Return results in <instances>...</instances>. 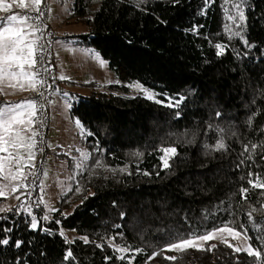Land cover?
<instances>
[{
  "label": "trees",
  "instance_id": "16d2710c",
  "mask_svg": "<svg viewBox=\"0 0 264 264\" xmlns=\"http://www.w3.org/2000/svg\"><path fill=\"white\" fill-rule=\"evenodd\" d=\"M65 20L86 28L66 38L96 51L116 80L139 83L157 99L185 100L170 108L138 95L72 94L68 116L83 125L90 159L83 170L69 164L72 190L59 196L48 220L32 203L36 229L18 206L0 212V239L9 241L0 244V264H128L132 256V264H254L255 257L217 241L202 245H215L210 251L161 249L225 224L246 231L254 247L264 243L257 239L264 235V188L248 184L264 176V148L252 160L243 153L264 140V0H71ZM226 25L237 35L230 39ZM217 43L226 45L223 55ZM221 138L227 150L214 151ZM168 145L177 155L165 169L158 148ZM60 228L78 238L69 243ZM112 237L131 251L115 252ZM68 250L73 256L65 260Z\"/></svg>",
  "mask_w": 264,
  "mask_h": 264
},
{
  "label": "snow or ice",
  "instance_id": "6c2138e0",
  "mask_svg": "<svg viewBox=\"0 0 264 264\" xmlns=\"http://www.w3.org/2000/svg\"><path fill=\"white\" fill-rule=\"evenodd\" d=\"M15 2V0H14ZM139 2V0H138ZM208 0H206V3ZM227 3V0H225ZM43 0H19L18 7L24 9L23 13L11 14L6 17H0V83L5 81L8 82V86L14 90L26 91L32 90L38 93L39 96L43 97L44 93L40 91L47 81L44 79L41 68L39 66L44 64V57L41 54L43 46L39 44V40L42 38L38 33H41L43 29L40 28L38 23H32V21H39L43 16L41 11V6ZM236 8L237 17L240 21L245 20L243 11L238 4L232 5ZM12 8V4L5 3L4 0H0V10L4 12H9ZM35 12L36 15L28 14V10ZM227 11V9H225ZM228 19L235 20L236 17L229 15ZM239 27V25H237ZM226 31L229 32V38L237 35L231 31L229 26H225ZM195 31V29H194ZM244 44L251 47L247 40H244ZM217 49L216 54L218 56L223 55L225 52L226 45L215 44ZM97 62L103 67L105 66V61L99 56L98 53H92ZM43 73H50L52 68L50 66H44L42 69ZM54 77L53 79H55ZM68 77L60 75L58 79L64 80ZM51 89V85H47ZM135 89L144 93L146 99L154 100L155 103L163 104L165 107L179 108L184 102L185 97L180 96L179 98L164 96L163 100L156 99L155 93L148 89H145L141 84L135 83L130 85ZM58 91V89L56 90ZM2 92V89H0ZM164 95V94H160ZM43 105H38V102L33 99L23 101L16 104H7L4 107H0V181L7 182V184L0 183V197H5L8 191L12 194L20 192V195H16L17 200H21V196L25 197V200L21 201V209L27 211V214L31 216L30 226L32 229L38 227V220L31 211L25 208L27 203L29 192L28 189L30 185L27 183L30 176H35V157L36 148L38 145L37 137L40 135L39 131L36 129V124H43L42 120L39 119L38 113ZM219 116V113H217ZM179 116V113H177ZM254 117L249 118V124L252 123ZM76 127L83 130V125L79 120L75 121ZM264 131V129H262ZM91 135V133H89ZM205 147H208L207 145ZM264 148V140L257 143H252L251 146L244 145L243 153L248 154V159L252 160L257 148ZM214 151L227 150V145L223 138L219 139L217 143L213 146ZM80 153L79 162L75 165L77 169L83 170L86 166V162L90 159L91 154L89 152L77 149ZM158 151L162 153L159 159L162 162L163 168H170L171 165L169 160H171L175 155H177V149L175 146L168 145L158 148ZM242 153V154H243ZM137 155H141L137 153ZM264 159V155L261 156ZM96 167H101L102 165L97 161ZM121 171H126V168L121 169ZM130 174V173H129ZM149 173L144 172V175ZM46 175V173H45ZM249 177L254 174L252 172L248 173ZM14 182V183H13ZM248 184L253 188H264V176L260 174H255V179H249ZM23 189L21 192L20 190ZM69 191L72 189L69 188ZM76 191L79 192L80 188L77 186ZM240 193L242 199H247L248 189L241 187ZM43 198H41V203ZM10 210L5 208H0V212ZM49 211H54V209H49ZM256 211L253 209V212ZM123 215V214H122ZM249 218H252V212L248 213ZM43 220H48L47 215L42 217ZM223 233H227L228 237L239 238L241 235L248 240V244L243 247H236L235 245L228 243V240ZM63 235V232L60 233ZM220 238L222 243H225L228 247L232 248L234 252H246L248 256L255 257L254 264H264L262 260V254H264V243L254 247L251 243V238L248 237L247 232L241 233L236 229L230 227L228 224L221 226L220 228L213 229L211 231L205 232L202 235H192L188 238H181L173 242L168 243L161 251H184L190 247H196L198 250H212L215 245H211L208 249L202 247L203 244L207 242ZM67 239V238H66ZM85 244L89 243L88 237H81ZM259 241L264 242V235L257 237ZM115 237L111 238L109 246L113 248L115 252L127 253L131 249L126 247L116 246ZM7 239H0V244L7 245ZM72 241H69L71 243ZM20 246V242L16 243V247ZM97 247H103L102 244H97ZM141 249L135 250L138 254ZM159 252L150 254L149 259H154ZM73 254L71 250H68L65 255V260L72 258ZM123 260L125 257L121 255L118 257ZM107 259V258H106ZM132 259L134 256L129 258L128 264H132ZM165 259L175 260L176 257H165Z\"/></svg>",
  "mask_w": 264,
  "mask_h": 264
},
{
  "label": "rangeland",
  "instance_id": "374dc122",
  "mask_svg": "<svg viewBox=\"0 0 264 264\" xmlns=\"http://www.w3.org/2000/svg\"><path fill=\"white\" fill-rule=\"evenodd\" d=\"M4 2L12 4V8L9 12L0 10V17L23 13L25 11L18 7L19 0H15V2L14 0H4ZM25 2L27 3L28 0H25ZM45 2L47 5V25L50 35L48 39V51L53 58V68L56 78L58 79L60 75H64L71 79H69V85H65V83L58 79L61 83L59 82L57 86L61 93L54 94L47 102L45 116L46 132L43 135L45 149L41 159L35 158V168L37 165H41L39 200L37 201H40L39 209L42 221H45L42 219L43 216L47 215L50 217L54 211H49V209H56V202L59 196L66 193L72 185V171L68 166L69 164L76 165L79 162L80 153L77 149L87 152L82 138L86 133L85 130L77 128L75 124L76 119L72 120L68 116L71 95L86 96L90 92H105L126 98L137 95L145 98L143 92L130 87V85L136 82L130 84L121 83L111 74L106 63L102 67L92 55L93 52L97 53L96 51L75 46L70 42L72 39L66 38L86 32V28L83 25L74 24L65 20L71 0H45ZM28 14L33 15L35 12L29 9ZM86 71H90L93 74L94 83H97L93 88L88 87L92 77L88 75L85 78L84 73ZM74 75H77L81 79L74 78ZM72 82L76 83L72 84ZM121 84L126 87L122 92L112 91L109 88V86ZM0 89H2V92H0V102L5 103L1 107L7 104H16L33 99L35 95V91L30 89L26 91L14 90L8 86L7 81L0 83ZM164 96L160 100H163ZM171 97L179 98L180 96L174 95ZM0 183L7 184V182L3 181H0ZM20 191L22 192L23 189ZM16 195H20V192L12 194L9 190L5 197H1L3 200L0 202V208L11 209L18 206L20 211H24L20 205L21 201L25 200V198L21 196V200H17L15 198ZM41 198H43L42 203ZM31 209L32 204L28 211H31ZM24 212L27 213V211ZM61 231L63 235L60 234ZM58 233L64 239L67 238L66 240L68 242L78 238L71 230L60 228ZM222 235L227 238L228 243L236 247L243 248L248 244L243 235L239 238L228 237L227 233H223ZM211 241L221 242L220 238Z\"/></svg>",
  "mask_w": 264,
  "mask_h": 264
},
{
  "label": "built area",
  "instance_id": "2783aa9c",
  "mask_svg": "<svg viewBox=\"0 0 264 264\" xmlns=\"http://www.w3.org/2000/svg\"><path fill=\"white\" fill-rule=\"evenodd\" d=\"M41 11L43 12V16L39 21H32V23H38L40 28L43 29L41 33H38L42 38L39 40V44L43 46L41 54L44 57V64L39 66L41 68L42 75L44 79L47 81V84L43 87L40 88V91L44 93V96L41 97L38 95L37 92H35L34 95V100L38 102V105H43V107L40 109V112L38 113V117L40 120H42L43 124H36V127L40 133V135L36 138L38 141V145L36 148V159H41L42 153L44 152V145H43V135L46 132V123H45V116H46V105L47 102L52 98L54 94H57L60 91V89L56 86L55 81L52 77V71L50 73H43L42 69L44 66H49V51H48V39H49V27L47 25V5L45 0H43V4L41 6ZM33 14V16H35ZM47 85H51V89L47 87ZM58 89V91H56ZM36 175L30 176L28 178L27 183L30 185V188L28 189L29 192V197L27 200V203L25 204V208L27 210L30 208L31 204L36 202L39 198V187H38V181L40 178V173H41V165H37L36 168L34 169ZM24 197V196H23ZM25 198V197H24ZM24 212V211H23ZM25 213V212H24ZM27 222V220H25Z\"/></svg>",
  "mask_w": 264,
  "mask_h": 264
},
{
  "label": "crops",
  "instance_id": "0c3cea01",
  "mask_svg": "<svg viewBox=\"0 0 264 264\" xmlns=\"http://www.w3.org/2000/svg\"><path fill=\"white\" fill-rule=\"evenodd\" d=\"M73 41L74 40H71L70 42L71 43H73ZM74 44V43H73ZM75 45V44H74ZM75 46H77V45H75ZM79 47V46H78ZM49 62H50V66H51V68H52V75H53V78L54 77H56V74H55V72H54V68H53V58L51 57V55L49 54ZM88 75H91V77H92V73L90 72V71H86L85 73H84V77L86 78V77H88ZM74 78H77V79H81V78H78V76L77 75H74ZM69 79H71V78H67V79H64V80H61V82H63V83H65V85H67L68 84V82H69ZM56 82H57V85L59 84V80L57 79V78H55L54 79ZM60 82V83H61ZM76 82H72V84H75ZM90 83H92V84H90ZM90 83L88 84V87H92L93 88V86H96L97 85V83H94V78L92 77L91 78V81H90ZM56 85V86H57ZM69 85V84H68ZM58 87V86H57ZM59 93H61V92H59ZM39 203H40V201H39Z\"/></svg>",
  "mask_w": 264,
  "mask_h": 264
}]
</instances>
